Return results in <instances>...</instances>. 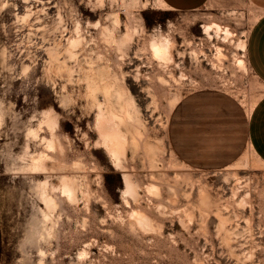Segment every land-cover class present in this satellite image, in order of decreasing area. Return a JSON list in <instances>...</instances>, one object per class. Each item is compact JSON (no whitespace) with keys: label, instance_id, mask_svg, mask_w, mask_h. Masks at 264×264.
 <instances>
[{"label":"rangeland","instance_id":"374dc122","mask_svg":"<svg viewBox=\"0 0 264 264\" xmlns=\"http://www.w3.org/2000/svg\"><path fill=\"white\" fill-rule=\"evenodd\" d=\"M258 15L250 0H0V264H264V163L244 129L264 85L236 62ZM202 91L240 147L223 167L171 143Z\"/></svg>","mask_w":264,"mask_h":264},{"label":"crops","instance_id":"0c3cea01","mask_svg":"<svg viewBox=\"0 0 264 264\" xmlns=\"http://www.w3.org/2000/svg\"><path fill=\"white\" fill-rule=\"evenodd\" d=\"M209 0H161L167 8L189 12ZM259 15L251 26L245 57L247 68L264 85V0H250ZM219 94L211 91L192 93L181 100L172 117L170 138L177 154L196 168L229 165L239 154L228 118L222 111ZM246 143L264 163V95L256 102L245 122Z\"/></svg>","mask_w":264,"mask_h":264},{"label":"bare ground","instance_id":"6f19581e","mask_svg":"<svg viewBox=\"0 0 264 264\" xmlns=\"http://www.w3.org/2000/svg\"><path fill=\"white\" fill-rule=\"evenodd\" d=\"M161 1V0H160ZM203 31L205 34L207 35H211V32L214 31L216 33H223L225 36H231L233 33L232 31L228 28V27H222L220 24L218 23H210V24H205L203 25ZM233 36V35H232ZM238 40V39H237ZM168 41L166 39H163L162 41L156 42L155 44H153V50L155 52H160L161 49L166 48ZM239 51H245L246 49V43L245 40H240L237 43V47H236ZM237 54V53H236ZM235 54V55H236ZM236 62L239 66H241L243 69H245L246 71L248 70L247 65L244 61V59H236ZM114 124L112 123V126ZM116 127L113 126L109 129V133H106L103 137L108 138L110 141V144H112V153L113 155L117 154V150L121 147V138H122V134H120L116 129ZM99 131V130H98ZM117 131V132H116ZM122 131V130H121ZM102 136V135H101ZM105 141V140H104ZM107 142V141H105ZM107 144V143H106ZM104 145V144H103ZM109 149V148H108ZM106 148V150H108ZM111 150V149H110ZM109 150V151H110ZM108 151V152H109ZM111 154V153H110ZM112 155V154H111ZM35 160V159H34ZM38 162H39V158H38ZM43 164V163H42Z\"/></svg>","mask_w":264,"mask_h":264}]
</instances>
